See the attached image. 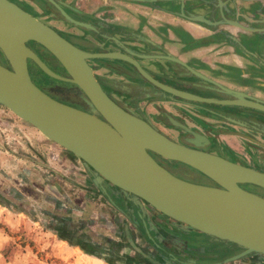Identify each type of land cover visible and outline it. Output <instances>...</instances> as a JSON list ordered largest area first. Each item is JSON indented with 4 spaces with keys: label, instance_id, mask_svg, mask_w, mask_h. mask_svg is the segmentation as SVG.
Segmentation results:
<instances>
[{
    "label": "rangeland",
    "instance_id": "rangeland-1",
    "mask_svg": "<svg viewBox=\"0 0 264 264\" xmlns=\"http://www.w3.org/2000/svg\"><path fill=\"white\" fill-rule=\"evenodd\" d=\"M11 1L59 34L61 32L70 36L71 32H78L77 25L67 21L49 0ZM54 1L65 12L62 6L68 5L66 0ZM206 1L211 3V0L202 2L201 0H182L181 3H187L190 10L186 17L182 9L175 14L191 22L203 23L188 16L198 15L199 11H203L207 7L203 6ZM254 1L256 9L251 11L252 17H246L245 10H240L239 13L244 14L248 21L250 18L259 22L264 17V0ZM161 4L167 6L164 7L167 10H175L177 5L174 2ZM239 20L238 23L244 26L260 28ZM207 27L213 32H219L218 25H207ZM249 32H254L250 40L209 43L228 44L243 51L247 49L244 53L250 59L260 62L264 58V41H257L255 36L264 32L253 30ZM82 33L90 38L85 31ZM93 43L96 44L93 50L84 51L121 53L137 61L139 66L156 82L172 89H164L146 78L127 58L102 57L109 62H113L114 59L133 66L132 74L135 78L132 77V79L135 81L117 74L123 81L114 82V85L119 88L120 93L128 94L134 89L129 85L142 83L137 105L143 113L153 119L167 137L176 139L179 134L185 133L190 135L185 138L187 143H189L187 139L194 138L193 134L174 124L173 121L201 135L204 134L203 124L207 123L213 128L211 131L215 134L219 123L215 118L207 117L203 108L214 110L212 104L215 106L214 103H220L219 99L213 95L199 94V91L193 93V91L181 90L167 82L169 80H177L176 83L188 81L191 82V86L203 92V86L208 85L212 88L211 86L218 83L208 75L211 73L214 75L213 70L207 69L209 67L194 63L189 65L179 54L166 50L162 43L156 44L158 45V47L154 46L156 48H153L148 41H126L118 38H110L101 44ZM187 44L182 48L187 49ZM196 45L193 42L190 48ZM3 57L0 51V63L6 64V59ZM97 58H89L91 59L89 62L97 63L99 61ZM28 60L31 59H27V68ZM41 61L43 62L42 59ZM32 64L33 69L41 75L66 79L52 71L45 63L59 77L50 76L36 63ZM105 74L110 75L115 72H105ZM176 90L197 98H183L175 94ZM110 91L120 96L119 93L114 92L115 90ZM207 103H209L208 106ZM258 110L264 112V110ZM153 115L161 118V122L154 120ZM165 121H169L168 124ZM215 137L217 138L216 134ZM242 144L240 142V145ZM243 146L246 145L243 144ZM211 149L214 150V146ZM103 183L106 193L95 182L91 169L80 158L0 104V264H264L262 254H249L222 262L224 258L238 251L234 244L185 228L154 210L144 201H133L111 184L104 181ZM246 187L255 188L252 185ZM261 194L264 196V192ZM139 213L141 216H138ZM124 226L128 229L126 235ZM146 229L165 248V251L154 246L152 240L145 234ZM231 244L236 248H228ZM138 250L142 251L143 255L139 254ZM162 252L172 257L168 259ZM144 255L152 258V261L144 258Z\"/></svg>",
    "mask_w": 264,
    "mask_h": 264
},
{
    "label": "water",
    "instance_id": "water-1",
    "mask_svg": "<svg viewBox=\"0 0 264 264\" xmlns=\"http://www.w3.org/2000/svg\"><path fill=\"white\" fill-rule=\"evenodd\" d=\"M49 1L60 10L67 21L77 26L93 28L86 22L70 17L56 1ZM0 7L5 12V16L12 19L17 18L35 26L36 31L21 28L10 20H5L2 29L8 34H14L27 42L34 41L47 49L70 75L71 78L66 79L76 83L86 94L88 99L85 97L84 100L93 109V113L101 116L104 122L111 125L124 138L125 150L119 153L90 136L85 125V117L90 116L89 114L47 95L32 82L27 68V60L22 70L13 69L8 64L9 59L1 48L0 51L6 59V65L0 63V104L12 110L17 116L38 128L45 136L80 158L91 169L95 182L104 193H106V189L103 181L111 184L133 201H144L154 210L185 228L194 229L210 237L234 244L238 251L224 258L222 262L249 254L264 255V218L260 220L261 226L249 225L233 218L218 203L206 198L198 184L177 177L169 169L159 164L149 152L184 163L196 170L201 164L204 166L213 165L215 157L229 166H242H237L209 152L177 143L157 130L156 134L164 141L167 148L160 149L152 141L145 142L127 120V116L132 112L111 99L101 89L87 59L94 57L127 58L146 78L164 89L168 90V87L156 82L139 66L137 61L121 53H93L80 49L11 0H0ZM188 17L207 25L216 24L200 14ZM261 21L264 24V19L259 20V22ZM227 22L243 29L264 32V27H247L235 20H227ZM37 28H42V30L39 31ZM27 59H31L48 75L59 77L38 56L37 58L28 56ZM73 67L79 69L86 84L78 82L73 73ZM230 92L237 96L238 100L225 101L224 103H235L264 110L262 100L242 92ZM175 94L183 98H197L183 91L176 90ZM173 123L193 134L194 137L199 134L177 121H173ZM187 141L195 147L200 146L193 137ZM241 198L251 208L258 210L254 201L244 195ZM138 216H141L140 213ZM145 234L152 240L156 248L165 251V248L152 237L147 229Z\"/></svg>",
    "mask_w": 264,
    "mask_h": 264
},
{
    "label": "flooded vegetation",
    "instance_id": "flooded-vegetation-1",
    "mask_svg": "<svg viewBox=\"0 0 264 264\" xmlns=\"http://www.w3.org/2000/svg\"><path fill=\"white\" fill-rule=\"evenodd\" d=\"M185 1V0H184ZM203 0H201L202 2ZM168 4L174 2L177 3L175 10H171L173 14L175 12H180L181 9L184 12V17H186V14H188V10L190 8L188 7L187 3L179 0H172V1H164ZM226 2L225 0H211V3L208 1L204 2L203 6H207L203 11H199L197 14H201L207 19H209L212 22H216L215 25L219 23L229 24L230 26L238 27L236 25H233L227 20H235L237 22H240L239 19L249 22V24L257 25L258 27H264L263 23L255 22L254 19H249V21L245 18L244 14H240L239 11H236L233 9V13L230 12L231 10L226 9ZM181 5L182 8H181ZM65 10V12L70 15L72 18L76 20H81L77 18L80 16L78 14L79 12L76 11L74 8H72L70 5L62 6ZM170 7V6H169ZM244 11V10H243ZM222 14V15H221ZM176 15V14H175ZM179 16V15H177ZM264 16V15H263ZM257 19V18H255ZM261 19H264L261 18ZM260 19V20H261ZM96 27V26H95ZM239 28V27H238ZM92 32V33H89ZM72 33V32H71ZM90 38L87 36H82L78 34H64L60 32V35H62L65 39L76 45L82 50H93L95 48V45L93 42H99L98 44H101L102 42H107L110 40L108 35H105L104 32L95 29V30H88V33ZM107 36V37H106ZM255 36V34L253 35ZM255 37H257V41H264V34H257ZM29 46L33 49V51L38 55L43 62L55 73L59 74L63 78H71L70 75L66 72L65 68L62 66V64L51 54L49 53L45 48H43L41 45L37 44L36 42L30 41ZM87 59V63L92 69V73L98 82L101 89L113 100L119 102L122 107H125L129 109L134 115L139 116L140 118L144 119L146 122L151 124L152 126L156 127L159 132H162L160 128L154 123L153 119L149 116H147L145 113H143L138 107L137 99L140 93V87L143 85L142 83H133V85H129V87H133V91L126 94L125 92L120 93L118 91V87L115 86L114 82L110 80L107 74H99L97 73L98 70L104 69L106 72H115V74L121 75L125 79H129L134 77L132 74L134 71V68L131 64H127L126 62L120 61V60H112L113 62L106 61V59L102 57H98L97 60H99L96 64L90 63ZM33 62L31 60H28V71L30 78L32 82L39 87L42 91H44L47 95L50 97L65 103L67 105H70L72 107L78 108V109H88L90 106L87 104V102L84 100L85 97L88 99L86 94L82 91V89L73 82H70L68 80L63 79H57L49 76H44L38 73L35 69H33ZM6 65V64H3ZM158 78V76L156 77ZM135 81V80H131ZM177 80H169L170 84H174L175 87L181 90L185 91H193V93H197L199 91V94H204L205 96L213 95L216 96L217 99H219L220 103H214L215 106L212 109H208L204 107L203 112L204 114L209 118H215V120L218 121V125L216 126V136L214 138V132L211 131L213 128L210 127L207 123L203 124L205 127L203 128L204 134L206 136L197 134L194 137V140L197 144H200V146L195 147L191 145L190 143H187L185 141V138L187 135L185 133L179 134L176 139L171 138L177 143H181L184 145H187L192 148H197L206 152H209L211 154H214L216 156H220L224 158L227 161H230L235 164H240L243 166H247L253 169H256L257 171L264 172V112L260 111L258 109L252 108V107H245L235 104H227L224 103L225 101H235L237 100V96H234L232 92L230 91H237L234 89L227 88L226 86L222 85L221 83H217V85L210 86L205 85L204 90H197V88L191 86V82L188 81H179L180 83H176ZM145 82V81H144ZM131 83V84H132ZM137 84V85H134ZM141 84V85H138ZM154 88V87H153ZM210 89L211 91H207ZM110 90H115L114 92L119 93L121 96H116L115 94H112ZM240 92V91H238ZM231 93V94H230ZM243 93V92H242ZM245 94V93H244ZM119 97V99L117 98ZM209 103H207V106ZM137 113V114H135ZM100 117V116H99ZM154 120L157 122H161V118H158L157 116H152ZM238 121V122H237ZM166 124H168L169 121H165ZM241 122L242 125H239ZM163 123V122H162ZM237 127V128H236ZM242 130H241V129ZM245 129V130H244ZM241 130V131H239ZM163 133V132H162ZM256 134H259L260 137H256ZM166 135V134H165ZM169 137V136H168ZM233 137H241V144H245L246 146L240 145L243 147V151L245 154V158H241L239 156V151H237V146L234 142L230 140V138ZM214 146V150L211 148ZM153 158L161 165L169 169L174 175H176L179 178L200 183V184H208L210 179L204 175L199 170H196L184 163L178 162V161H170L169 159H166L158 154H155L153 152H149ZM241 187L251 190L260 196L264 197L261 193L264 192V189L252 184V183H242L239 184ZM252 185L255 188H247L246 186ZM230 249H235L236 247L234 245L228 246ZM227 251H229L227 249ZM162 254L166 258H171V255H168V253L162 252ZM173 260V259H171Z\"/></svg>",
    "mask_w": 264,
    "mask_h": 264
},
{
    "label": "crops",
    "instance_id": "crops-1",
    "mask_svg": "<svg viewBox=\"0 0 264 264\" xmlns=\"http://www.w3.org/2000/svg\"><path fill=\"white\" fill-rule=\"evenodd\" d=\"M225 1H227L226 9L231 10L230 12L233 9L245 10L246 17H252L251 11L256 9L254 0ZM66 3L79 12L80 16L77 18L90 24L92 29L104 32L110 38L148 41L153 48L158 47L156 44L162 43L166 50L176 55L179 54L189 65L194 63L209 67L207 69L213 70L214 75L212 73L208 75L227 88L264 101V58L256 62L244 53L247 49L243 51L228 44L209 43L211 41L250 40L254 32L224 23L217 24L219 32H213L207 24L191 22L173 14L165 9L167 6H163L161 3L164 1L161 0H66ZM76 29L78 32L72 33L78 35H82L83 31L88 33V30H91L82 26H77ZM182 41L185 43H181ZM193 42L197 45L190 48ZM185 44L188 45L187 49L182 48ZM144 65L146 66L145 63ZM97 72L105 74L106 71L100 69ZM108 77L112 82L123 81L117 74H110ZM239 123L242 125L241 122ZM256 137L259 138L260 135L256 134ZM240 139L241 137L230 138L236 144L239 156L245 158L240 146L242 139ZM126 231L128 233L127 226H124L125 235Z\"/></svg>",
    "mask_w": 264,
    "mask_h": 264
},
{
    "label": "bare ground",
    "instance_id": "bare-ground-1",
    "mask_svg": "<svg viewBox=\"0 0 264 264\" xmlns=\"http://www.w3.org/2000/svg\"><path fill=\"white\" fill-rule=\"evenodd\" d=\"M5 20H10V22L21 28L35 31L36 28L33 24L26 23V21H21L17 18L12 19L7 15L5 16V12L0 7V48L4 55H7V59H9L8 64H10L11 68L22 70L27 57L31 56L32 58H37L36 53L25 39L3 31L2 25ZM40 29L42 30V28H37V30L41 31ZM73 69V73L75 74L76 79H78V82L86 84L79 69L76 67H73ZM80 110L90 115L85 117V125L90 136L101 143H105L108 148L117 150L119 153H122L125 150V140L117 130L104 122V119L101 116L99 117L97 113H93L92 108L89 107L88 109ZM127 120L145 142L152 141L155 146L160 149L167 148L164 141L156 134V127L133 113L127 116ZM213 159V165L204 166L201 164L197 169L210 179L208 184L195 182L199 185V188L205 197L218 203L233 218L249 225L261 226L262 224L260 220L264 218V197L241 187L239 184L252 183L264 189V172L235 163L233 164L244 168L229 166L216 157ZM242 195L254 201L258 210L251 208L241 198Z\"/></svg>",
    "mask_w": 264,
    "mask_h": 264
},
{
    "label": "trees",
    "instance_id": "trees-1",
    "mask_svg": "<svg viewBox=\"0 0 264 264\" xmlns=\"http://www.w3.org/2000/svg\"><path fill=\"white\" fill-rule=\"evenodd\" d=\"M134 247V246H133ZM139 254H141V255H143V252L142 251H140V250H138L137 251ZM144 258H146L147 260H149V261H152V258H150V257H147V256H143Z\"/></svg>",
    "mask_w": 264,
    "mask_h": 264
}]
</instances>
